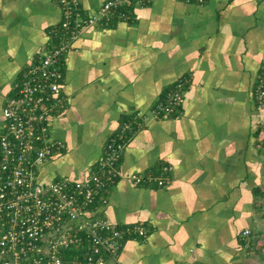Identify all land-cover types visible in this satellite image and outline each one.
Instances as JSON below:
<instances>
[{"label":"crops","instance_id":"obj_1","mask_svg":"<svg viewBox=\"0 0 264 264\" xmlns=\"http://www.w3.org/2000/svg\"><path fill=\"white\" fill-rule=\"evenodd\" d=\"M80 1L87 18L107 0ZM130 11L84 27L64 54L52 134L66 149L42 166L41 180L84 182L140 114L94 215L148 235L126 239L110 264L264 258V0H150ZM62 21L58 0H0V133L23 71L58 44ZM178 81L183 106L154 118ZM140 175L168 182L136 184Z\"/></svg>","mask_w":264,"mask_h":264},{"label":"built area","instance_id":"obj_2","mask_svg":"<svg viewBox=\"0 0 264 264\" xmlns=\"http://www.w3.org/2000/svg\"><path fill=\"white\" fill-rule=\"evenodd\" d=\"M63 11L61 33L39 61L26 68L3 110L4 128L0 133V264H108L126 239L146 236L141 225L119 227L103 217H92L102 190L118 175L120 160L128 140L140 128V114L122 125L111 139L98 170L84 182L65 176L51 182L41 180V168L51 158L61 155L66 145L52 134L55 113L64 106L61 95V61L71 49V41L86 26L110 23L122 7L143 4L147 0H107L91 16L81 14L80 0H58ZM201 2L203 0H196ZM121 14V15H120ZM119 16L127 17L126 13ZM185 82L178 81L151 115L169 119L185 102ZM264 97V86H261ZM167 170V168H164ZM163 177L136 176L134 181ZM264 216V199L262 200ZM247 229L244 235H249ZM72 247L81 256L64 262L60 249Z\"/></svg>","mask_w":264,"mask_h":264},{"label":"trees","instance_id":"obj_3","mask_svg":"<svg viewBox=\"0 0 264 264\" xmlns=\"http://www.w3.org/2000/svg\"><path fill=\"white\" fill-rule=\"evenodd\" d=\"M150 2V0H147L145 3H149ZM132 8H133V6L132 7H127V6H125V7H122L120 10H119V14L120 13H126L127 14V17L129 16V13L131 12L130 10H132ZM119 14H117L118 16H119ZM121 15V14H120ZM121 17H123V16H121ZM127 17H123V18H127ZM56 42H59V38L58 37H56ZM177 84V83H176ZM175 84V85H176ZM174 85V86H175ZM174 86H172L170 89H169V91L174 87ZM168 91V92H169ZM163 100V99H162ZM160 100H158L157 102H159ZM156 102V103H157ZM180 108L181 107H179L178 109H177V111L176 112H178V110H180ZM120 161V160H119ZM118 161V162H119ZM117 162V163H118ZM117 163H116V165H117ZM115 178H117V176L115 177ZM92 217H96L95 215H92ZM249 231H250V234L249 235H244L245 236V238H249V236L250 235H252V233H254L253 231H251L250 229H248ZM245 232V231H244ZM244 232H243V234H244ZM148 235V234H147ZM147 235L146 236H143V237H140V236H138V238L139 239H144V238H146L147 237ZM258 247H260L261 248V251H263L264 252V239H261V241H260V243H259V246ZM249 248H250V251L251 250H253L255 247L253 246V248L252 247H250L249 246ZM257 249V248H256ZM255 250V249H254ZM120 252V251H119ZM254 252V251H253ZM60 256H61V258L63 259V261L64 262H70V261H73L74 259H76V257L78 256H81V258H79V259H81V261L83 262L84 260V257H83V255H81V251H77V250H75V249H73L71 246L70 247H64V248H61L60 249Z\"/></svg>","mask_w":264,"mask_h":264},{"label":"rangeland","instance_id":"obj_4","mask_svg":"<svg viewBox=\"0 0 264 264\" xmlns=\"http://www.w3.org/2000/svg\"><path fill=\"white\" fill-rule=\"evenodd\" d=\"M258 256H253L251 258H249L248 264L252 263V264H264V258ZM110 261V260H109ZM108 261V264H110L111 262Z\"/></svg>","mask_w":264,"mask_h":264}]
</instances>
